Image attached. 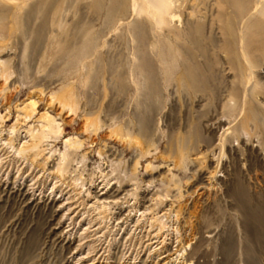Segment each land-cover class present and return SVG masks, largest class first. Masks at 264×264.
I'll return each instance as SVG.
<instances>
[{
  "label": "rangeland",
  "instance_id": "374dc122",
  "mask_svg": "<svg viewBox=\"0 0 264 264\" xmlns=\"http://www.w3.org/2000/svg\"><path fill=\"white\" fill-rule=\"evenodd\" d=\"M0 264H264V0H0Z\"/></svg>",
  "mask_w": 264,
  "mask_h": 264
},
{
  "label": "bare ground",
  "instance_id": "6f19581e",
  "mask_svg": "<svg viewBox=\"0 0 264 264\" xmlns=\"http://www.w3.org/2000/svg\"><path fill=\"white\" fill-rule=\"evenodd\" d=\"M260 5V4H259Z\"/></svg>",
  "mask_w": 264,
  "mask_h": 264
}]
</instances>
